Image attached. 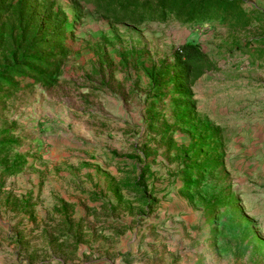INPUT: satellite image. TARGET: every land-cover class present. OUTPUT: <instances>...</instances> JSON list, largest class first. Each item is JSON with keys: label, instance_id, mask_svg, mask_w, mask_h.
<instances>
[{"label": "rangeland", "instance_id": "1", "mask_svg": "<svg viewBox=\"0 0 264 264\" xmlns=\"http://www.w3.org/2000/svg\"><path fill=\"white\" fill-rule=\"evenodd\" d=\"M57 2L72 17L74 1ZM242 2L259 15L242 29L81 12L59 82L0 101V135L18 141L0 171L5 155L22 161L0 182V264H264V57L248 46L264 37V0ZM187 40L217 69L193 86L194 121L162 138L156 127L177 122L172 88L150 127L148 79L123 56L137 50L158 64ZM199 122L218 146L198 158L188 149ZM209 151L219 165L184 188L185 161ZM145 168L141 200L123 184ZM218 197L227 205L216 210Z\"/></svg>", "mask_w": 264, "mask_h": 264}, {"label": "trees", "instance_id": "2", "mask_svg": "<svg viewBox=\"0 0 264 264\" xmlns=\"http://www.w3.org/2000/svg\"><path fill=\"white\" fill-rule=\"evenodd\" d=\"M73 15L62 8L57 0H0V101L4 102L18 92L40 85L44 88L55 86L63 73L64 66L72 54V44L76 41L77 21L84 9L94 12L113 23L138 26L146 22H165L169 18L188 25L220 23L234 29L248 27L259 19L256 10L248 11L242 0H73ZM250 52L264 57V37L248 45ZM143 52L128 51L123 56L126 63L141 71L148 79L145 96L150 127L162 116L156 111L163 101L166 90L174 101L173 111L177 122L172 126L163 124L156 127L162 138H168L176 126L182 127L194 121L193 86L206 71L217 69L216 63L202 49L197 41L187 40L172 53L170 61L162 59L158 64L143 59ZM202 128L195 143L190 145V153H202L204 148L217 151L216 130L212 124L199 122ZM212 129V131H211ZM209 131V132H208ZM8 129L0 135V155L14 149L18 143L5 139ZM210 152V151H209ZM212 152V151H211ZM210 152V153H211ZM132 155V154H131ZM130 156V155H129ZM139 156V153L133 154ZM203 161L187 159L181 169L184 188L199 187L204 174L213 171L219 160L210 155ZM214 156V157H213ZM2 159L4 166L1 178L16 174L22 168V161L12 162ZM148 168L141 170L133 181L123 186L142 199L148 198V189L143 184ZM211 205L216 210L227 203L224 199L213 198Z\"/></svg>", "mask_w": 264, "mask_h": 264}]
</instances>
